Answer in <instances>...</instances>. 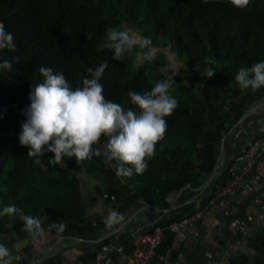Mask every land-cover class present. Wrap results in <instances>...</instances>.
Instances as JSON below:
<instances>
[{"label": "trees", "instance_id": "1", "mask_svg": "<svg viewBox=\"0 0 264 264\" xmlns=\"http://www.w3.org/2000/svg\"><path fill=\"white\" fill-rule=\"evenodd\" d=\"M0 21L17 45L15 51L0 50V59L13 65L11 71L0 70V200L16 205L26 215L44 218V233L34 240L22 230L24 222L19 216L0 217V243L7 245L12 237L30 245L42 241L45 233L56 240H98L96 251L81 256L80 261L99 264L98 252L104 256L103 248L113 239H101L108 228L87 214L80 179L84 174L103 185L98 192L104 202L123 216L136 205L147 206L146 225L132 228L128 224L129 230L120 235L122 240L133 241L136 235L162 228L165 237L157 253L164 255L175 241L180 248L189 236L203 234L206 219L197 225V232L189 231L181 239L171 226L203 211L235 177L243 155L239 148L246 138L253 143L264 138V126L256 130L250 126L264 117L258 116L260 110L236 126L249 109L264 100V87L242 90L235 80L241 67L264 60V0H251L243 9L234 7L230 0H0ZM121 26L150 37L159 49L170 47L179 60L210 66L215 75L208 79L195 74L193 82V72L187 67L182 70L183 81L172 79L171 87L178 86L179 106L166 117L165 138L157 144L156 154L142 174L117 177L111 166L114 161L108 162L102 155L79 164L72 157L52 165L49 160L53 154L47 153L41 157L44 167L35 164L18 137L32 85L43 81L41 66L62 72L76 88L83 79L91 78L88 68L95 70L107 61L100 80L103 94L126 109H134L127 96L130 90L150 91L156 82L167 80L160 68L166 64L162 52L155 61L134 66V55L116 61L113 50L100 48L107 29ZM244 130L248 133L243 134ZM106 142L102 137L99 143ZM222 143L224 163L217 178L200 192L218 164ZM262 176L264 163L253 172L255 178ZM260 191L264 193V184L258 192H250L245 183L231 199L211 211V215L223 213L213 219L219 222L224 236L214 246L220 250L221 259L214 261L212 257L210 264H264V221L258 222L247 237L231 227L235 220H248L249 207ZM233 202L240 207L228 210ZM173 206L176 208L170 210ZM57 222L67 225L63 233L50 227ZM240 240H244L245 249L233 250ZM179 248L172 253V264ZM61 263L59 255L51 258V264ZM17 264L29 261L21 257ZM152 264H159V258Z\"/></svg>", "mask_w": 264, "mask_h": 264}, {"label": "clouds", "instance_id": "2", "mask_svg": "<svg viewBox=\"0 0 264 264\" xmlns=\"http://www.w3.org/2000/svg\"><path fill=\"white\" fill-rule=\"evenodd\" d=\"M207 2V0H205ZM251 0H230V3L243 9ZM14 35L7 31L0 21V50L15 51L17 45ZM101 49H111L113 60L123 61L134 55V66L155 61L159 48L153 45L150 37H144L132 28L121 26L108 28ZM134 49H138L134 51ZM171 67L179 72L186 63L169 58ZM12 63L0 59V70H12ZM108 67L102 61L96 68H88L91 78H85L82 85L73 88L62 72H54L41 66L39 73L43 81L32 85L29 93V106L23 110L26 117L21 125L19 143L28 148V156L35 158L34 163L44 167L41 157L52 153L49 160L52 165L63 162L64 157H75L77 164L101 155L113 162L117 177L139 175L148 168V161L156 154L157 144L164 140L168 128L166 117L174 114L178 108V99L169 92L171 81H158L150 91L130 90L127 96L133 108H124L121 104L106 99L104 86L100 80ZM201 77L210 79L216 71L205 65L199 68ZM235 80L242 90L253 91L264 87V60L241 67ZM2 118V117H0ZM106 143L100 145L101 138ZM96 146V147H94ZM127 166V167H126ZM19 216L24 222L23 231L32 239L44 233V218L26 215L14 204H4L0 200V217ZM125 217L118 211H111L103 220L105 226L112 229L123 224ZM59 233L67 225L62 222L51 223ZM11 250L0 243V264H13Z\"/></svg>", "mask_w": 264, "mask_h": 264}, {"label": "crops", "instance_id": "3", "mask_svg": "<svg viewBox=\"0 0 264 264\" xmlns=\"http://www.w3.org/2000/svg\"><path fill=\"white\" fill-rule=\"evenodd\" d=\"M261 114H264V108L260 109L258 116ZM251 125L254 130L260 129L261 126H264V117L256 124L250 123V126ZM257 135V133L253 134L254 137ZM81 186L87 214L93 222L103 221L111 211H115L111 205L104 202L103 197L98 192V189H103L102 184H99L95 180L87 184L81 181ZM242 197H244V195ZM146 207L147 206L136 205L128 214L124 215L125 221L123 224L115 226L112 229L108 228L106 231L104 230L101 239L112 237L113 240L111 244L108 245L112 247V251L106 256H102L103 253L101 251L98 252L97 260L99 264H133L132 241L128 239L122 240L120 235L129 230L128 224L130 223L132 224V228H143L146 225L148 220L147 213L144 214ZM239 207L240 205L238 202H233L230 206L228 205V210L235 211ZM222 214V212H216L207 217L206 221L203 222L205 226L203 234L189 236L187 238L185 243L178 250V257L175 264H210L212 257L214 261L221 259L220 250L216 251L214 246L217 241L223 238L224 234L223 229L218 226L219 222L213 221V218H219ZM235 236H238V234H234V237ZM96 242H98V240H56L54 236L45 233L43 240L40 242L25 245L23 242H15L11 237L10 242L6 246L15 257L13 264H17V260L21 257L28 259L29 264H51V258L56 255H59L61 258V264H83L80 261V257L95 252ZM84 264H91V260H88Z\"/></svg>", "mask_w": 264, "mask_h": 264}, {"label": "built area", "instance_id": "4", "mask_svg": "<svg viewBox=\"0 0 264 264\" xmlns=\"http://www.w3.org/2000/svg\"><path fill=\"white\" fill-rule=\"evenodd\" d=\"M264 108V107H263ZM261 108V109H263ZM247 133L244 130L243 134ZM254 137V136H253ZM250 138L245 139V144L240 146V150L243 153L241 158V166L237 167V173L235 177L227 183V185L220 189L217 194L212 197L207 207L203 211L197 212L190 218L183 220L180 224H173L171 227H175L178 239L183 238L189 231L197 232V225L204 221L207 216H211V211L218 205L224 204L231 199L236 191L247 184L248 191H259L264 184V177L261 179L253 177V172L256 166L264 163V138L259 140L258 143H253ZM254 139V138H253ZM247 151V152H244ZM250 213L248 222H241L235 220L232 222V228H238L241 230L242 236L247 237L254 231L255 225L264 221V193L259 192L255 196V200L249 207ZM252 217V218H251ZM214 221V219H213ZM165 235L162 228H156L152 234L136 235L133 238V264H152L155 258H159V264H172V253L179 248V243L175 241L173 246L164 255H158L157 248L163 241ZM245 249L244 240H240L233 250ZM112 251V247L105 246L103 248L104 256ZM227 253L225 256H229Z\"/></svg>", "mask_w": 264, "mask_h": 264}, {"label": "rangeland", "instance_id": "5", "mask_svg": "<svg viewBox=\"0 0 264 264\" xmlns=\"http://www.w3.org/2000/svg\"><path fill=\"white\" fill-rule=\"evenodd\" d=\"M135 31V30H134ZM136 32V31H135ZM138 34H140L139 32H137ZM165 42L162 41V46L164 45ZM168 44L171 46V43L168 42ZM159 52H162L164 54V57H165V61H166V64L163 65V66H160V68L163 70L166 78L168 81H173L172 79H177L179 81H183L185 79V75L183 73L182 70H184V68H189L193 73L191 75V79L193 80L194 82V76L195 74H198L200 75V72H199V68H203L205 67L206 64L202 63V62H198V63H191V62H188V61H182V60H179L178 58H176V56L173 54L172 50L170 49V47H166V48H162V49H159ZM174 56L175 59L177 61H182V62H185L186 65L184 68H181L179 72H176L172 69L171 67V61H170V57ZM160 62H162L161 58H160ZM208 66V65H207ZM188 80L189 83H192V80ZM176 80V81H177ZM177 85H173L172 84V87H171V90H169V92L174 95L175 97L178 96V93H177ZM65 158H68V157H64L63 159V162H65ZM80 179L82 182H84V184H87L88 182L90 181H93V179L91 177H89L88 175H81L80 176ZM86 182V183H85Z\"/></svg>", "mask_w": 264, "mask_h": 264}, {"label": "water", "instance_id": "6", "mask_svg": "<svg viewBox=\"0 0 264 264\" xmlns=\"http://www.w3.org/2000/svg\"><path fill=\"white\" fill-rule=\"evenodd\" d=\"M263 107H264V100L260 101L254 107L249 109L241 117L240 121L238 122V124L236 126L240 125L245 119H247L251 115L255 114L256 112H258ZM236 126H234L232 130H234ZM224 160H225L224 143H222L221 148H220V157L218 160V164L216 165L213 174L210 176V178L207 180V182L200 188V192H204L210 186L211 182L217 178L218 171H219L220 167L223 165ZM174 208H176V207L173 206L170 210H172ZM30 264H33V263H30Z\"/></svg>", "mask_w": 264, "mask_h": 264}]
</instances>
